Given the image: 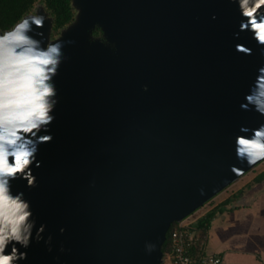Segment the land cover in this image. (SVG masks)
<instances>
[{
	"label": "water",
	"instance_id": "95a60500",
	"mask_svg": "<svg viewBox=\"0 0 264 264\" xmlns=\"http://www.w3.org/2000/svg\"><path fill=\"white\" fill-rule=\"evenodd\" d=\"M72 5L91 19L78 14L60 30L53 141L39 145L37 186L12 182L51 251L33 240L18 264H158L170 224L238 179L229 165L252 169L235 160L234 137L264 122L239 107L264 58L251 33L234 38L242 17L227 0ZM95 24L116 41L115 56L89 41ZM146 242L158 250L146 253Z\"/></svg>",
	"mask_w": 264,
	"mask_h": 264
},
{
	"label": "clouds",
	"instance_id": "9594fccd",
	"mask_svg": "<svg viewBox=\"0 0 264 264\" xmlns=\"http://www.w3.org/2000/svg\"><path fill=\"white\" fill-rule=\"evenodd\" d=\"M227 2L236 4L242 17L234 38H239L241 32L251 33L264 58V0ZM35 8V12L21 17L11 29L0 33V264L27 260V251L21 249H28L33 240L37 243L43 240L51 251L52 237L44 238L45 225L36 226L31 202L24 192L13 193L12 184L24 180L29 189L37 186L32 168L41 166L36 159L39 145L53 141L49 126L55 120L53 113L58 104L55 77L64 59V41L45 43L37 39L43 37V32L37 30L44 28L47 17L38 13L40 5ZM235 50L252 54L250 48L241 44ZM141 90L147 92V85ZM239 107L264 117V64L257 68ZM238 133L234 137L235 160L248 168L264 163V122L254 128L240 125ZM229 171L238 177L245 174V169L235 164L229 165ZM200 191L203 195V189ZM59 231L63 233L64 229ZM144 247L148 254L158 250L151 242H146ZM184 264L188 262L185 260Z\"/></svg>",
	"mask_w": 264,
	"mask_h": 264
},
{
	"label": "crops",
	"instance_id": "0c3cea01",
	"mask_svg": "<svg viewBox=\"0 0 264 264\" xmlns=\"http://www.w3.org/2000/svg\"><path fill=\"white\" fill-rule=\"evenodd\" d=\"M253 169L210 198L198 212L197 219L214 211L205 232L196 231V253L218 255L219 264H264V163Z\"/></svg>",
	"mask_w": 264,
	"mask_h": 264
},
{
	"label": "trees",
	"instance_id": "16d2710c",
	"mask_svg": "<svg viewBox=\"0 0 264 264\" xmlns=\"http://www.w3.org/2000/svg\"><path fill=\"white\" fill-rule=\"evenodd\" d=\"M41 1L48 14L52 17L50 36L53 37L60 32L62 28L68 25L74 19V9L72 0H0V30L11 29L12 26L24 15L29 13L35 2ZM254 180H258V175ZM214 211L207 212L204 217L195 221L194 227L201 232H205L209 219ZM170 225L166 232L165 240L162 243L161 250L163 254L167 251L169 245ZM198 251V247H195ZM160 264V263H158ZM163 264V263H162Z\"/></svg>",
	"mask_w": 264,
	"mask_h": 264
},
{
	"label": "built area",
	"instance_id": "2783aa9c",
	"mask_svg": "<svg viewBox=\"0 0 264 264\" xmlns=\"http://www.w3.org/2000/svg\"><path fill=\"white\" fill-rule=\"evenodd\" d=\"M194 212L170 224L173 226L169 231L168 249L164 253L169 264H184L185 260L188 264H214L216 261L219 263L221 261L218 255L194 252L199 241V236L196 235L194 227L197 218L192 217Z\"/></svg>",
	"mask_w": 264,
	"mask_h": 264
},
{
	"label": "rangeland",
	"instance_id": "374dc122",
	"mask_svg": "<svg viewBox=\"0 0 264 264\" xmlns=\"http://www.w3.org/2000/svg\"><path fill=\"white\" fill-rule=\"evenodd\" d=\"M36 5H40V8L37 10L38 13L42 14V15H45L47 17V20L45 21L44 28L37 30V31H42L43 32V37L42 38L39 37V38L42 39L45 43H47V42H55L54 40L59 39L62 34L59 32L55 36H53L51 39L48 37L49 23H50V18L49 17L50 16H49V14L45 13L46 9H44L43 3L41 1L35 2L33 8L30 11L31 13L35 12V10H36L35 6ZM83 8L84 9H83V11H81V14H80L79 13V8L77 6L73 7V9H74V17L79 14L77 20L80 21L81 24L83 22H85L86 20H90L91 19L90 14L88 13L87 9H85V7H83ZM66 28H68V25L65 26V29ZM70 28H68L67 30H70ZM0 33H2V31H0ZM88 38H89L90 42H92V41L100 42V44H102V46H104L103 48L106 49V51H111L112 54H114V56L117 54V52H116L117 51V45H116L117 43H116V41L109 40L108 37L105 35L103 28L100 25L95 24L91 28V30L88 31ZM147 88H148V86H147ZM142 95L143 96L147 95V92L142 91ZM250 171H254V169L252 168V169H250ZM208 202L204 203L202 206H200L198 209H196L195 212L193 213L192 217H194V218L197 217L198 212L202 211L205 208V205H208ZM159 263L160 264H162V263L163 264H169V260L167 259V256L165 254L162 255L161 262H159Z\"/></svg>",
	"mask_w": 264,
	"mask_h": 264
}]
</instances>
